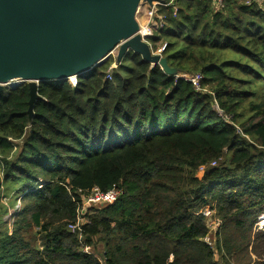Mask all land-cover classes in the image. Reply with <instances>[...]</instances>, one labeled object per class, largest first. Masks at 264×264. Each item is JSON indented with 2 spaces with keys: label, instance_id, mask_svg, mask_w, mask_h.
Instances as JSON below:
<instances>
[{
  "label": "trees",
  "instance_id": "1",
  "mask_svg": "<svg viewBox=\"0 0 264 264\" xmlns=\"http://www.w3.org/2000/svg\"><path fill=\"white\" fill-rule=\"evenodd\" d=\"M160 1L163 57L209 91L133 53L111 79L109 59L75 86L42 83L32 115L27 84L0 91V192L16 184L22 200L11 232L0 223V264H264L248 250H264V233L251 237L264 214V5ZM113 188L118 200L70 232L83 198ZM97 243L100 259L84 252Z\"/></svg>",
  "mask_w": 264,
  "mask_h": 264
},
{
  "label": "water",
  "instance_id": "2",
  "mask_svg": "<svg viewBox=\"0 0 264 264\" xmlns=\"http://www.w3.org/2000/svg\"><path fill=\"white\" fill-rule=\"evenodd\" d=\"M156 1L0 0V91L26 83L32 115L42 83L84 76L114 53L116 64L133 53L177 75L139 33V7Z\"/></svg>",
  "mask_w": 264,
  "mask_h": 264
},
{
  "label": "rangeland",
  "instance_id": "3",
  "mask_svg": "<svg viewBox=\"0 0 264 264\" xmlns=\"http://www.w3.org/2000/svg\"><path fill=\"white\" fill-rule=\"evenodd\" d=\"M136 18H137V20H138V22L140 24L141 32H143V30L146 31L148 18L146 17V15L143 12V10H141L136 15ZM151 29H152L151 37L158 38L159 41L154 44V43L151 42V37H150L147 42L150 45L151 50L153 49L152 50L153 53L160 54L161 56H163V52L165 50L161 52V49L163 47L166 48L167 39L164 36H161V34H160L161 32L159 30L154 29V28H151ZM153 45H155L157 47L156 50H154ZM109 59H108L109 62H111L110 66H112V64L114 65L116 63L115 53L113 55H111V57ZM184 73L187 74V75H192V74H189L187 72H184ZM73 79H75V78H73ZM68 83H70V80L68 81ZM23 84H26V83H23ZM254 89L256 91H258V92L261 91V88H257L256 87ZM201 91H209V88L207 86H204ZM243 102H244V105H247V103L249 102V99H245ZM212 108L215 111V113L220 117V119H222V121L229 120V117L227 115L225 116L223 111L220 110L215 103L212 104ZM22 144H23V140L18 141L17 142V147L18 146L20 147ZM16 187H17L16 184H14V185L13 184H8V185L5 186V188H4L5 190L3 191V193H2V190L0 192V223L2 222L4 224V231H6L8 233L11 232L12 223H13V220L15 219V217L13 218L12 216H9L8 214H12L14 211L20 210L21 205H22L21 198L20 197L18 198L16 196V190H15ZM95 206H98V205H95ZM2 208H3L4 211H6L5 215H2L3 214ZM201 212H202V214L205 215L206 219H210V217L214 213L211 210V208H209V206H206ZM218 226H219V223H217V221L215 219H211L210 220V226H209L210 227V236H208V238L206 239L207 243L210 244V245H213V241L215 240L214 236L216 234ZM258 232L264 233V214L261 215L258 218V220L256 221V224L254 225V228H253V232L251 233V237L253 238L254 235L256 233H258ZM252 244L253 243L251 242L250 245H249V248H248L250 257L252 259H255L257 257V254H259V255H263L264 254V250H262V249L254 252V250L252 249L253 248ZM243 245H245V243H243ZM88 252L92 253L93 255H95L97 258L100 259V256L103 253V248H102V246L100 244L97 243L96 246H94V248L89 249ZM222 255H223V251L222 252H217L216 251L215 252V259L219 260ZM240 257H241V255H232L231 258H229V259L233 260V259H238Z\"/></svg>",
  "mask_w": 264,
  "mask_h": 264
},
{
  "label": "built area",
  "instance_id": "4",
  "mask_svg": "<svg viewBox=\"0 0 264 264\" xmlns=\"http://www.w3.org/2000/svg\"><path fill=\"white\" fill-rule=\"evenodd\" d=\"M210 1L212 3L213 8L216 11H221L225 7L226 0H210ZM170 3H171V1H170ZM250 3H257L260 5H264V0H245V4H250ZM168 6H169V3H164V2L159 0L156 2H152L150 5L144 3L139 7L138 13L141 10H143L146 17L148 18L146 31L141 32V28H140L139 33H140V36L142 38H144L145 36H148L149 38L151 37V31H152L151 28L157 29L159 31L165 30L166 22H165L164 15L160 14V9H163L165 7H168ZM164 48L165 47H163L161 49V52L165 50ZM115 57H116V54H115ZM115 67H117L116 63L114 65L112 64V66H110L107 69V71H106V78L107 79H111V73ZM174 77H175V79H181L185 82L191 83L193 88L196 91L202 90L200 83H201V80L203 77L199 73L194 74V75L177 74ZM69 84L71 86H75L76 85V79L73 82L70 81ZM202 170H203V168L200 169V171H202ZM39 182H41V181H39ZM119 196H120V191L117 188H113V189H111L105 193L100 192L98 189H93V191L90 193L89 196L83 198L82 208L80 209V211L78 213L77 224L74 226H70L69 231L72 233L75 232V230L79 226V224L85 222V219L83 218V216L86 213L87 208H90L91 206H95V205H98V206L111 205L118 200ZM16 214H17V211H14L12 214H8V215L12 216L14 218ZM217 223H219V222H217ZM206 239H205V241H206ZM88 250H89V248H85L84 252H88Z\"/></svg>",
  "mask_w": 264,
  "mask_h": 264
},
{
  "label": "bare ground",
  "instance_id": "5",
  "mask_svg": "<svg viewBox=\"0 0 264 264\" xmlns=\"http://www.w3.org/2000/svg\"><path fill=\"white\" fill-rule=\"evenodd\" d=\"M143 32H145V30H143ZM73 78L74 77H71L70 80H74ZM14 82H17V80L11 81L10 83H14Z\"/></svg>",
  "mask_w": 264,
  "mask_h": 264
}]
</instances>
